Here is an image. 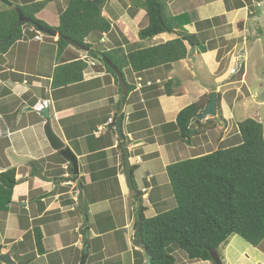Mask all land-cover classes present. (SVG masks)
<instances>
[{
    "label": "crops",
    "instance_id": "1",
    "mask_svg": "<svg viewBox=\"0 0 264 264\" xmlns=\"http://www.w3.org/2000/svg\"><path fill=\"white\" fill-rule=\"evenodd\" d=\"M15 1L22 5L31 0ZM38 1H46V5L37 18L49 27H56L67 0H34ZM113 1H107L104 7L106 14L113 15L111 20L107 14L112 22L111 32L86 40L93 46L94 53L116 47L128 52L177 38L175 34L162 33L143 43L138 32L147 25L145 12L134 7L131 0L126 1V8ZM260 6L255 0H172L168 13L188 17L189 24L184 28L197 35L201 46L194 49L187 46L186 59L169 66L139 74L124 69L125 82L130 89L122 110V133L124 141L129 142L125 149L131 166H136L132 181L142 196L147 218L173 207L166 167L210 153L206 150L213 147V130L192 137L189 144L180 141L176 130L170 126L178 113L202 96L212 92L220 94L227 123H219L214 131L224 130L216 139L218 144L225 143L231 138L230 110L238 105L245 109L248 98L254 100L247 81L246 63L250 49L261 43L258 21L262 17L257 10ZM50 7L57 15L56 25H51L44 17ZM5 8L9 7L0 2V11ZM215 18L217 20L213 21ZM206 21L211 23L206 24ZM28 29L24 28L20 41L0 53V172L10 168L17 170L10 210L0 213V245L4 253L12 248L19 257L34 253L31 264L38 261L79 264L87 249L85 264H146L144 250L132 240L137 229V204L133 191L125 185L124 158L118 147L121 141L109 123L118 115L122 100L113 77L105 70L99 56L93 57L87 50L72 44L58 53L59 37L51 38L36 30L43 37L42 42L35 41L36 33ZM237 38H242L243 42L232 44ZM76 60L86 63L82 81L52 88L54 69ZM242 69L240 79L233 80ZM171 80L184 89L185 95L163 94L164 83ZM227 92H232L228 100ZM44 107L48 108V118L41 114ZM207 119L199 121L204 123ZM47 120L54 134L75 156L79 176L84 179V203L91 218L86 233L81 216L75 210L80 190L76 182L65 179L69 178L67 163H56V152L43 133ZM196 150L200 153L192 154ZM136 157L140 158V163ZM32 162L39 164L43 174L53 175L51 181L48 177L44 181L32 176ZM58 171L64 174L56 177L53 172ZM112 184L119 197L113 198L110 192L111 196L106 199L103 190L109 192ZM33 227H38L42 233V255L33 249L32 237L24 239ZM178 252H172L175 264H212L189 261L186 256L177 259L174 255Z\"/></svg>",
    "mask_w": 264,
    "mask_h": 264
},
{
    "label": "trees",
    "instance_id": "2",
    "mask_svg": "<svg viewBox=\"0 0 264 264\" xmlns=\"http://www.w3.org/2000/svg\"><path fill=\"white\" fill-rule=\"evenodd\" d=\"M10 1L14 3V8L29 19L30 23L19 22L14 8H5L0 11V40L9 36V40L0 45V53L21 40L24 28L32 27L37 30L39 26L44 27L59 35L56 41L58 53L72 44L78 48L83 47L93 57L99 56L105 70L113 77L121 99L125 100L130 88L125 82L124 69L129 68L139 74L154 68L169 66L186 59L187 46L190 49L201 46L197 35L188 33L184 28L189 24L188 17L172 16L168 13V5L172 0H131V2L134 7L145 12L147 19L146 27L138 32L140 40L152 39L162 33H172L177 35V38L128 52L121 47H116L104 49L101 52L98 50L96 53L93 51V46L86 40L91 36L101 38L111 32L112 22L104 10L108 0H100L98 3H93L92 0H67L66 8L58 16L56 27H49L37 18V14L44 9L46 1L31 0L22 5L15 0ZM216 20L215 18L213 21ZM108 61L122 74L127 87L125 97H122L117 77L108 65ZM85 68L86 63L81 60L57 66L53 72L51 87H65L82 81ZM162 92L169 97L185 95L184 89L172 80L164 83ZM216 98V115L208 118L204 123L197 117L206 108L210 95L202 96L178 113L175 122L170 126L176 130L180 141L189 144L192 137L216 129L219 123H227L222 114L220 94H217ZM45 105L43 103V106ZM117 117L116 114L111 120L112 131H115ZM236 128V140L228 146L166 167L173 207L159 212L156 216L152 218L145 216L146 209L142 205V196L132 182V196L137 204L136 224H140L134 236L137 246L144 250L147 261L149 258L146 254H150L151 264H175V258L172 255L174 250L183 252L189 261H209L214 264L210 251H218L219 247L232 236L240 237L255 248L264 249L263 128L258 121L250 118L237 122ZM126 146L124 140L118 143L122 159ZM56 156L61 157L64 160L62 163H67V171L70 170L69 178L65 179L76 182L78 190L86 189L84 179L79 176L78 165V174L75 175L72 164L62 156L60 151L56 152ZM34 170L43 177L50 178L49 181H51L53 175L43 174L36 163L32 162V176H35ZM131 171L134 174L135 165L131 166ZM59 173L56 177L62 174L61 171ZM16 177L15 168L0 172L1 214H6L10 210L12 194L17 184ZM75 210L81 212L77 204ZM79 214L88 215L85 203L83 212ZM84 231L86 233V226ZM30 234L34 240L33 249L42 255L44 249L40 229L33 227L24 239ZM139 241H142V244H138ZM14 249L7 253L13 264H21L20 261L23 260V264H31L34 258L32 255L24 254L19 257ZM2 253H4V247L0 245V254ZM137 255L139 254L136 253ZM0 264L3 263L0 262Z\"/></svg>",
    "mask_w": 264,
    "mask_h": 264
},
{
    "label": "rangeland",
    "instance_id": "3",
    "mask_svg": "<svg viewBox=\"0 0 264 264\" xmlns=\"http://www.w3.org/2000/svg\"><path fill=\"white\" fill-rule=\"evenodd\" d=\"M109 1L110 0H108V2ZM126 1L129 2V0H114L113 4H115L117 6L121 5L122 7L126 8L125 7L127 4ZM255 1H259L261 3V6L257 9L259 14L261 15L260 17H262V19H260L258 21L260 24V31L262 32L261 43H259L258 45H255L252 49H250V51L248 52L249 60L246 63L247 64L246 68L248 71L247 81H248L249 86L251 88V94L254 93V95H255L254 100L252 101L250 98H248V101L246 103L247 107H245V109H242L238 105V106H234L233 110H230V113L232 114L231 126L229 127V129H230L229 135L231 136L230 140H228L225 143L223 142V143L218 144V139H216L217 134H219L220 132L223 133L224 130H222L220 132H215L213 130V136H211V138L213 139V147H209L208 150H206V152H213L217 149H221L223 147L228 146L229 144H227V143L233 142L237 136V135L235 136V134L237 133L236 123L239 121H242L244 119H247V118L254 119L262 125L263 137H264V15H262V12L264 10V0H255ZM108 7H110V5H108ZM254 13H255V17L257 18L258 15L256 14V12H254ZM109 15L110 14H108V16ZM44 17L49 19V23L51 25H56L55 19L57 21V15L52 11V7H50L45 12ZM109 17L111 20L113 19L112 14ZM145 21H146V18H145ZM142 22H143V20H142ZM142 22L139 24V28L142 26L141 25ZM253 24L254 23L251 22V25H253ZM241 28H242V25L239 29H241ZM223 30H225V29H223ZM237 41L243 42L242 38L241 39L237 38L235 40H232L231 43L234 44V43H237ZM146 42L148 43L149 41L143 40V43H146ZM219 52L221 53V50ZM242 72H244V69H242L239 73H237L233 77V80L240 79ZM257 78H259V79L257 80ZM203 80H205V79H203ZM205 81H208V80H205ZM257 81H259L258 84H257ZM230 93H232V92H227V94H226L227 100H228V98H230ZM125 143L128 146L129 142L127 140H125ZM196 153H200V152H197V150H196L192 154H196ZM137 158H139V157H136L137 163H140V158H139V161ZM55 160L57 161L56 163H58V164H61L64 161L59 156L58 157L56 156ZM36 166L38 167V169L43 170L39 166V164H36ZM68 172H70V170ZM53 173L54 174H60L59 171L53 172ZM62 174H64V171H62ZM103 192H104L106 199L109 198V196H111L110 192H113V198L119 197L118 190L115 188V185H113V184L109 186V192H107V191L105 192L104 190H103ZM20 206H22V205H20ZM79 213H81V212L77 211V214L79 216H81V223L83 224V226L87 227L88 224L91 223V218L88 215L82 216ZM98 218H100V217H98ZM31 237H32V235L30 234L26 238V240H28ZM132 240L134 242H136V237ZM0 241H1V239H0ZM263 246H264V244H263ZM218 253L221 257L223 264H264V249L261 250L259 248L253 247V246L249 245L248 243H246L243 239H241L238 236L230 237L224 244H222L219 247ZM32 256L35 257L34 253H32ZM174 256L177 259H182V258L184 259V257H185L184 253L181 251L178 252V254H176ZM15 257L17 258L16 255H15ZM20 263L23 264L24 260L20 261ZM37 264H42V262L38 261ZM178 264H180V262ZM192 264H196V263H192Z\"/></svg>",
    "mask_w": 264,
    "mask_h": 264
},
{
    "label": "water",
    "instance_id": "4",
    "mask_svg": "<svg viewBox=\"0 0 264 264\" xmlns=\"http://www.w3.org/2000/svg\"><path fill=\"white\" fill-rule=\"evenodd\" d=\"M99 1L100 0H92L93 3H98ZM0 2L9 8H14L13 3L10 2L9 0H0ZM14 9L18 15L19 22L30 23L29 19L27 17H25L17 8H14ZM37 30L39 32L45 34L46 36L51 37V38L59 37V35L56 32L51 31V30L46 29V28L41 27V26L37 27ZM8 40H9V36L3 40H0V45L6 43ZM80 48L85 50L83 47H80ZM108 65L114 71V73L117 77L118 84L122 90V97H125L127 94V87L124 84L122 74L119 72V70L111 62L108 61ZM124 102H125V99H122L119 110H118V117H117V120L115 123V133H116V135L120 141L124 140V136L122 133V121H123L122 110H123ZM216 104H217L216 94L214 92H212L210 94V100H209L206 108L201 112V114L197 117V119L203 120L205 118L214 117L216 115ZM41 114L43 115V118H48L49 117L48 108L45 107L41 111ZM43 133H44L45 139L49 143L50 148L55 152L60 151L62 156L72 164V166L74 168V174L77 175L78 171H77V160H76V158L70 153L69 150H67L65 148V144L54 134V132L52 131L49 120H47L43 126ZM34 174L38 178H40L41 180H44V181L47 180L38 171L34 170ZM132 175L133 174L131 171V164L129 161L128 150L124 149V180H125V185L127 186L129 191H133ZM76 201H77V205H78L79 210L81 212H83L84 196H83L82 190L79 191ZM139 227H140V224H137V228H139ZM138 244H142V241H139ZM146 256L149 258L148 264H151L150 254L147 253ZM87 257H88V251L86 249L85 252L83 253L82 257H81L79 264H85ZM210 257H211L214 264H223L221 257H220L217 250H211L210 251ZM0 262H2L3 264H13L10 257L4 253L0 254Z\"/></svg>",
    "mask_w": 264,
    "mask_h": 264
},
{
    "label": "built area",
    "instance_id": "5",
    "mask_svg": "<svg viewBox=\"0 0 264 264\" xmlns=\"http://www.w3.org/2000/svg\"><path fill=\"white\" fill-rule=\"evenodd\" d=\"M28 31L31 32V33H36V36L34 37L35 41H41L42 42L43 35L41 33L36 32V30L34 28H29ZM91 65L93 66L94 64L92 63ZM109 123H111V120H109ZM137 159L139 161V158H137Z\"/></svg>",
    "mask_w": 264,
    "mask_h": 264
},
{
    "label": "clouds",
    "instance_id": "6",
    "mask_svg": "<svg viewBox=\"0 0 264 264\" xmlns=\"http://www.w3.org/2000/svg\"><path fill=\"white\" fill-rule=\"evenodd\" d=\"M43 34V33H42Z\"/></svg>",
    "mask_w": 264,
    "mask_h": 264
}]
</instances>
